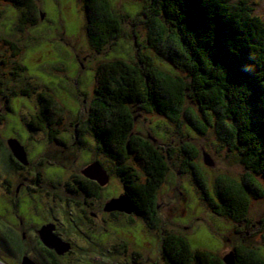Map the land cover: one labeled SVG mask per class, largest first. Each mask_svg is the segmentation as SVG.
<instances>
[{
  "label": "rangeland",
  "instance_id": "rangeland-1",
  "mask_svg": "<svg viewBox=\"0 0 264 264\" xmlns=\"http://www.w3.org/2000/svg\"><path fill=\"white\" fill-rule=\"evenodd\" d=\"M35 1L38 12L36 23L31 25L26 21L22 23L26 11L0 0V115H6L0 125V242L8 246L11 243L9 249L0 246V262L20 264L24 257L21 251L27 249L29 252L36 247L31 236L22 242L20 233L16 239L7 231L13 228L9 223L14 222L7 201L11 204L9 199L21 184H25L20 187L22 191L26 187L37 191H31V196L24 195L19 202L17 212L23 222L34 225L41 223L43 218L56 220L62 238L73 244L70 243L71 252L61 260L63 264H164L160 256L163 231L183 235L194 250H206L225 257L235 246L246 244L255 247L264 258V198L252 201L247 223L237 224L215 215L189 170L184 169L189 160L182 151L184 144L196 147L198 155L193 163L199 168L211 194L221 178L240 182L249 175L264 189V177L250 174L236 155L219 142L213 129L208 127L206 134L202 135L193 129L185 116L172 122L157 113L135 109L136 134L154 140L165 155L171 157L168 160L170 171L158 197L161 221L157 228L138 218L130 220L132 218L126 215L113 219L102 214L100 209L96 211L99 216L95 221L92 219L91 226L80 208L72 203L73 199L66 201L65 197L69 198L70 194L61 188H52V184L57 187V180L63 184L70 175L93 165L90 163L86 167L89 162L98 160L108 171L113 165L97 152L92 137L87 136L86 150L81 149L74 137L93 102L95 72L99 65L115 59L134 63L141 53L151 57L153 64L161 70L180 74L150 46L145 17L137 16L146 8L143 1L109 0L116 12L129 18L122 23L120 38L109 43L101 53H96L88 41L81 0ZM248 1L254 3V14L264 21V0ZM136 42L141 46L138 47ZM12 45L21 51L18 58L12 57ZM18 65L24 69L20 70ZM45 90L54 95L62 108L58 111L63 124L58 128L67 144L64 148L48 143L46 134L41 132H32L33 139L29 136L27 125L44 109L40 94ZM26 91L27 96L10 98ZM6 98H10L11 107L7 106ZM186 108L202 121L197 105L187 101ZM13 138L25 147L31 161L26 169L17 172L8 163V153L12 152L8 140ZM206 160L211 166L205 164ZM39 162L43 166H38ZM37 172L41 174V184L36 181ZM37 185L40 187L36 188ZM58 187L63 188L62 185ZM122 191L120 181L110 176L104 191L106 201L121 198ZM48 192L59 194L64 200L55 201L47 195ZM72 219L74 222L70 223ZM38 255V252H31L29 258Z\"/></svg>",
  "mask_w": 264,
  "mask_h": 264
},
{
  "label": "trees",
  "instance_id": "trees-1",
  "mask_svg": "<svg viewBox=\"0 0 264 264\" xmlns=\"http://www.w3.org/2000/svg\"><path fill=\"white\" fill-rule=\"evenodd\" d=\"M1 1L26 11L22 23H36L35 0ZM141 1L146 8L137 16L145 17L150 46L180 75L161 70L151 57L141 53L134 63L115 59L99 65L93 102L74 137L84 150L89 144L87 136L94 139L97 152L113 165L108 171L95 164L120 181L134 215L155 229L161 221L158 197L171 157L154 140L136 134L135 109L157 113L172 122L185 116L202 135L210 127L250 174L264 177V21L254 14V3L248 0ZM81 2L88 41L101 53L120 38L122 23L129 17L116 12L109 0ZM12 48V57L18 58L20 49ZM18 68L24 69L21 65ZM18 96H27V91L10 98ZM10 98H6L9 107ZM40 101L44 109L27 125L30 139L32 132H41L51 144L67 145L58 128L63 124L58 111L62 108L46 90L41 92ZM187 101L197 105L202 121L186 108ZM5 120L6 115L1 114L0 125ZM182 151L189 158L184 169L193 176L212 212L237 224L247 223L252 201L264 198L259 182L249 175L240 182L221 178L211 194L193 163L198 155L196 147L187 143ZM93 194L99 193L94 190ZM232 253L234 264H264L253 246H235ZM160 256L164 264H226L220 255L194 250L183 235L165 231Z\"/></svg>",
  "mask_w": 264,
  "mask_h": 264
},
{
  "label": "flooded vegetation",
  "instance_id": "flooded-vegetation-1",
  "mask_svg": "<svg viewBox=\"0 0 264 264\" xmlns=\"http://www.w3.org/2000/svg\"><path fill=\"white\" fill-rule=\"evenodd\" d=\"M46 136V135H45ZM47 138V136H46ZM47 142L49 143L48 141V138H47ZM64 142V141H63ZM59 146H62L63 148L66 146V145H59ZM25 149V147H24ZM12 151V150H11ZM61 151H64V150H61ZM25 152H26V155H27V164L24 166L22 165L23 162H21L19 159L15 158L13 155V152L11 153H8V163L9 165H11V167L15 168L16 172L19 171V170H24L26 169L27 167L26 166H29L30 164V159H29V156H28V153H27V150L25 149ZM13 154V155H12ZM93 155V153H92ZM74 160H72V164L74 163L73 162ZM95 162H98L101 164V162H99L98 160L97 161H94V162H89L86 164V167L88 165H90V163H93L95 164ZM38 166L41 165V163L39 162V164H37ZM102 165V164H101ZM37 166V167H38ZM86 170V168L84 169H81L80 172H78V174H74V175H70L69 176V179H67L63 184L57 180V187H55L52 183V188H61L62 191H65L66 194H70L71 196L68 197H65L66 201L68 202L69 199H73L72 203L75 204L78 208H80L84 218L86 219V221L92 226L93 224V220L95 221L96 217L99 216V214L96 212L98 211L99 209L101 210L102 214H106L107 216L113 218V219H118L122 216H128L129 218H132L130 220H133L134 218H137L134 213L128 215L126 213H123V212H120L118 210H113V211H110V212H107L106 211V205H107V201L104 197V191L106 189V184L104 185H98L94 179H90V178H87L83 173L84 171ZM99 174V172H98ZM36 181L38 184H41V181H43L42 179H40L41 177V174L40 172H37L36 173ZM89 175L93 178H95L96 176V173L94 171L90 172ZM106 176L108 177V181H109V176L106 174ZM106 176H105V179H106ZM102 177V176H101ZM100 177V178H101ZM24 179L26 180V177H24ZM102 179V178H101ZM49 180V179H48ZM56 180V179H55ZM52 182L54 180H51ZM93 183L97 184L98 187L94 186ZM25 184H21L20 187L22 188ZM63 186L62 187H58V186ZM67 185H69V187H67ZM91 187V190L87 189V190H84L83 188L84 187ZM18 188L15 192H14V196L12 195V197L9 199L10 203L7 201L8 205L12 208V214H13V217H14V222L13 223H9L10 225H12L13 228L11 229H7V231H10L12 232V234L14 235V237L16 239L17 238V235L18 233L21 234L22 237H20L23 241L22 242H25L27 240V236H31L34 240H35V243H36V247H33L31 251H27V249H23L21 251V255H23L24 257H28L29 258V253L31 252H38L39 255L37 258H29L31 259L34 263L36 264H63L61 262L62 259H64V257L66 256V254H69V252L63 254V255H59L54 249H50L48 247H46L40 240V237H39V231L46 225H52L53 226V234L57 237H59L60 239H62L63 241H65L63 238H62V232L59 231V226L56 222V220H50V219H46V218H43L42 219V222L39 223V224H34V225H30V224H25L23 222V218H21V216L18 214L17 210L19 208V202L22 200V197L24 195H28V196H31V191H33L34 193H37L36 189H30L29 187H26V189H24L23 191L21 190V188ZM40 185H37L36 188H39ZM98 188V189H97ZM97 191L99 194L98 196L93 194L91 195L93 192ZM8 194L11 195V191H9L8 189ZM47 195H50L51 197H53V199L55 201H63L64 197H61L59 194H51V193H47ZM121 197H125L124 196V192L122 191V196ZM32 198H35V197H32ZM36 199V198H35ZM39 199V197H38ZM38 199H36L38 201ZM74 199H78V200H81V204H79V201L78 200H74ZM126 199V197H125ZM100 201L103 203L101 204ZM128 201V200H127ZM129 202V201H128ZM97 203H99L97 205ZM129 204L131 205L132 207V204L129 202ZM84 208L88 209V211L84 210ZM93 219V220H92ZM73 223L74 220L72 219L70 221V223ZM76 222V221H75ZM75 224V223H74ZM76 225L79 226L78 222H76ZM94 226V225H93ZM7 227V226H6ZM15 229V230H14ZM30 234V235H29ZM15 241V239H14ZM67 243H71L69 241H65ZM16 244L18 242H15ZM2 245L5 247H3V249H9L11 248V243L9 244H6L4 242V244L2 242H0V246L2 247ZM71 245L73 246V244L71 243ZM71 252V251H70ZM22 261V260H21ZM22 263V262H21ZM20 263V264H21ZM65 264V263H64Z\"/></svg>",
  "mask_w": 264,
  "mask_h": 264
},
{
  "label": "water",
  "instance_id": "water-1",
  "mask_svg": "<svg viewBox=\"0 0 264 264\" xmlns=\"http://www.w3.org/2000/svg\"><path fill=\"white\" fill-rule=\"evenodd\" d=\"M10 149L12 150L14 156L19 159L21 162H23V164H27V155L25 152L24 147L19 143V141H17L16 139H9L8 140ZM205 164L207 166H211V163L209 160H206ZM97 170L99 172L100 177L102 178L101 181H98L99 184L102 186L104 184H106L108 182V177L106 176V173L104 172V170L96 164L91 165L90 167H88L85 171H84V175L87 178L90 179H94L93 177H91L89 175L90 172ZM106 176V179H105ZM113 210H118L120 212L126 213L128 215L133 213V209L131 207V205L129 204V202L127 201V199H125V197H121L119 199H115L110 201L109 203H107L106 205V211L110 212ZM40 237H41V241L43 242V244L50 248V249H54L59 255H63L67 252L70 251V243H67L65 241H63L62 239H60L59 237L55 236L53 234V226L52 225H46L44 226L40 231H39ZM223 260L226 264H234V260H233V253L231 252L230 254L226 255L225 257H223ZM0 264H3L2 262H0ZM22 264H36L34 263L31 259H29L28 257H23L22 260Z\"/></svg>",
  "mask_w": 264,
  "mask_h": 264
},
{
  "label": "bare ground",
  "instance_id": "bare-ground-1",
  "mask_svg": "<svg viewBox=\"0 0 264 264\" xmlns=\"http://www.w3.org/2000/svg\"><path fill=\"white\" fill-rule=\"evenodd\" d=\"M14 139V138H13ZM20 143V142H19ZM23 146V145H22ZM24 147V146H23ZM94 172L96 173V176H95V182L99 184L98 181H101V178H100V175L98 174V171L97 170H94ZM100 185V184H99ZM39 237H40V234H39ZM40 240H41V237H40ZM42 242V241H41ZM43 243V242H42Z\"/></svg>",
  "mask_w": 264,
  "mask_h": 264
}]
</instances>
